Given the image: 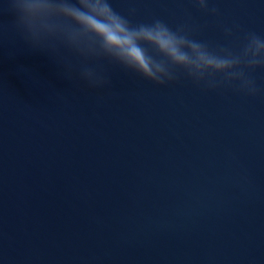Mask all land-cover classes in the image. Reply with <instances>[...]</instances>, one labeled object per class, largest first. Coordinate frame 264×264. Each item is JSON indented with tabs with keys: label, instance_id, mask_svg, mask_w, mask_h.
<instances>
[{
	"label": "water",
	"instance_id": "95a60500",
	"mask_svg": "<svg viewBox=\"0 0 264 264\" xmlns=\"http://www.w3.org/2000/svg\"><path fill=\"white\" fill-rule=\"evenodd\" d=\"M207 2L109 0L212 46L264 37V0ZM19 16L0 0V264H264V68L254 96L159 85L59 40L35 48Z\"/></svg>",
	"mask_w": 264,
	"mask_h": 264
},
{
	"label": "clouds",
	"instance_id": "9594fccd",
	"mask_svg": "<svg viewBox=\"0 0 264 264\" xmlns=\"http://www.w3.org/2000/svg\"><path fill=\"white\" fill-rule=\"evenodd\" d=\"M204 10L207 0H195ZM78 5V6H77ZM19 23L30 44L59 40L84 56H103L147 80L165 85L185 75L209 89L232 88L256 95L250 72L264 68V37L249 33L239 49L212 46L193 38L191 30L173 29L160 19L133 25L117 13L109 0H16ZM231 34L230 29H225ZM82 77L92 86L106 83L90 68Z\"/></svg>",
	"mask_w": 264,
	"mask_h": 264
}]
</instances>
